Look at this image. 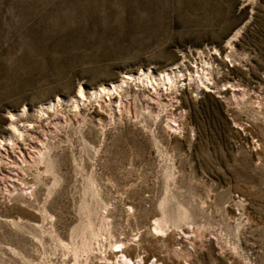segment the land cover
<instances>
[{
	"label": "rangeland",
	"instance_id": "1",
	"mask_svg": "<svg viewBox=\"0 0 264 264\" xmlns=\"http://www.w3.org/2000/svg\"><path fill=\"white\" fill-rule=\"evenodd\" d=\"M0 140V264H264V0H0Z\"/></svg>",
	"mask_w": 264,
	"mask_h": 264
},
{
	"label": "bare ground",
	"instance_id": "2",
	"mask_svg": "<svg viewBox=\"0 0 264 264\" xmlns=\"http://www.w3.org/2000/svg\"><path fill=\"white\" fill-rule=\"evenodd\" d=\"M202 69V71H204V70H206L207 69V67H204V68H201ZM174 70V68H172V69H170V72H172V76L169 74V72H162L161 74H160V76L158 77V78H154L153 79V81L152 80H150L149 82H150V85L151 86H153L154 84L157 86V84H158V82H161L162 84H165V85H168L169 87H175L174 85H175V83L177 82V80H176V77L175 76H178L179 75V73H178V75L177 74H175V72L173 71ZM195 71V70H194ZM207 71V70H206ZM209 71V70H208ZM208 71H207V73H208ZM196 72V75L195 76H198V78L199 79H201V76L197 73L198 71L196 70L195 71ZM206 73V74H207ZM140 75H142V73L140 74ZM140 75L138 76V77H135V76H131L130 74H127V75H125V77H122L123 78V80H121L120 82H115V83H112V84H110V85H108V86H101V88L100 89H97V90H92V95L94 96V97H96V96H98V97H100V94H102V93H105V94H113L114 92L115 93H118L117 92V88L119 89V88H121V83H125V80H127V79H131V80H134V78H135V80L134 81H136V79L137 80H141L142 78H140ZM180 75H182V74H180ZM194 75V74H193ZM208 75V74H207ZM146 77V76H145ZM147 78V77H146ZM191 74L190 73H188V81L189 80H191ZM202 78H203V76H202ZM179 80H181V79H179ZM193 80V79H192ZM202 80V79H201ZM211 80V79H210ZM143 81H145V80H143ZM164 81H166V82H164ZM203 81V80H202ZM190 82V81H189ZM205 82V81H204ZM203 82V83H204ZM142 83V82H141ZM179 83V82H178ZM140 84V83H139ZM191 84V83H190ZM123 85V84H122ZM126 85V84H125ZM205 85V84H204ZM125 91V90H124ZM120 93V92H119ZM114 97V96H113ZM121 97V96H120ZM75 98H76V103H77V101H79V100H83V98H85V94H84V92H83V89L81 88V87H79V89H78V91H77V94L75 95ZM112 98V97H111ZM58 101H59V99H58ZM51 105H53V104H51ZM51 105H50V107H51ZM75 107L77 108V104L75 105ZM38 112H41L42 113V108H40L39 110H38ZM13 116H10V119H9V126L11 127L10 129H8V134H9V138H8V141L10 142H14L13 141V139L14 138H16V137H21L22 138V131L19 129V127L17 126V124H15L14 122H13V118H12ZM36 118H38V116L36 117ZM24 132V131H23ZM0 143H1V140H0ZM42 155V154H41ZM42 159V158H41ZM43 160V159H42ZM1 162V161H0ZM32 192H34V191H32ZM31 192V194H33ZM92 225H93V223H92ZM89 227V226H88ZM95 229V228H94ZM97 231V230H96ZM100 232V231H99ZM98 232V233H99ZM97 234V233H96ZM103 234V233H102ZM101 234V235H102ZM170 234H171V232H170ZM175 234V233H174ZM91 235V234H90ZM95 235V234H94ZM146 235V234H145ZM159 235V234H158ZM97 236V235H96ZM167 236V235H166ZM170 236V235H169ZM98 237V236H97ZM174 237H175V235H174ZM94 238V237H93ZM162 238V237H161ZM156 239V236L154 237V239L153 240H155ZM160 239V238H159ZM169 240H170V238H168ZM82 240V239H81ZM80 240V241H81ZM93 240V239H92ZM153 240L152 239H150L149 241L151 242H153ZM176 240V239H175ZM85 241V240H84ZM147 241V240H146ZM174 241V240H173ZM60 242V241H59ZM67 243V242H66ZM86 243V242H85ZM84 243V244H85ZM91 243V242H90ZM121 243V242H120ZM141 243V242H140ZM149 243V242H148ZM154 244H155V242H153ZM158 243V242H157ZM161 243V242H160ZM173 244V243H172ZM89 245V244H88ZM91 245H92V243H91ZM90 245V246H91ZM135 245V244H134ZM61 246V245H60ZM67 246H69V244L67 245ZM120 246V245H119ZM122 246H124V245H122ZM139 246V245H138ZM138 246H134V247H132L133 249L136 247H138ZM173 246V245H172ZM177 246H179V245H177ZM69 247H71V246H69ZM74 247V246H73ZM139 247H141V245L139 246ZM138 247V248H139ZM145 247V246H144ZM144 247H142V249L144 248ZM159 247H160V245H159ZM123 248V247H122ZM136 248H135V250H136ZM153 248H155V247H153ZM152 248V246H151V249H153ZM160 248H162V247H160ZM180 248V247H179ZM68 249V248H67ZM73 249V248H72ZM88 249V248H87ZM150 249V248H149ZM150 249V250H151ZM157 249H158V247H157ZM181 249V248H180ZM81 250V249H80ZM144 250V249H143ZM146 250V249H145ZM153 250H155V249H153ZM166 250V249H165ZM164 250V251H165ZM169 250V249H168ZM178 250V249H177ZM177 250H175V251H177ZM75 251V250H74ZM73 250L71 251L72 253L74 252ZM79 251V250H78ZM89 251V250H88ZM149 251V250H148ZM148 251H147V253H148ZM152 251V250H151ZM151 251H149V252H151ZM163 251V252H164ZM181 250H179L178 252H180ZM77 252V251H76ZM159 252V251H158ZM160 252H162V251H160ZM159 252V253H160ZM168 252H170V250L168 251ZM78 253V252H77ZM109 254H108V256H107V260L106 261H104L103 263H99V260L98 259H96V260H98V262H95V264H113V262L112 261H114V260H112L111 262L109 261L110 259H112V258H114L115 256H117V254L119 253L120 255H121V257L123 256V257H125L124 259H127V260H131L130 258H129V256L130 255H132V250H131V252L130 251H127V250H124V248H123V250H115V251H110V252H108ZM137 253V252H136ZM136 253H134V254H136ZM142 253V252H141ZM144 253V252H143ZM167 253V252H166ZM166 253H165V255H166ZM173 253V252H172ZM175 254H176V252H174ZM140 254V253H139ZM150 254V253H149ZM148 254V255H149ZM152 254V253H151ZM151 254H150V256H151ZM162 253H160V256H162L161 255ZM180 254V253H179ZM94 255H96V254H94ZM137 256H138V254H136ZM142 255V254H141ZM154 255V254H153ZM152 255V256H153ZM159 255V254H158ZM164 255V254H163ZM177 255V254H176ZM76 256H77V254H76ZM81 256V255H80ZM94 257V256H93ZM122 257V258H123ZM133 257H136V256H133ZM144 257V256H143ZM155 257H157V256H155ZM167 257H168V255H167ZM182 257H183V255H182ZM116 258V257H115ZM158 258V257H157ZM156 258V259H157ZM162 258H164V257H162ZM174 258H176L175 256H174ZM180 258V257H179ZM102 259V258H101ZM103 259H105V257L103 258ZM102 259V260H103ZM133 259H135V258H133ZM146 259H149L148 258V256H146L145 257V260ZM159 259V258H158ZM144 260V259H143ZM161 259H159V261H160ZM171 260V259H170ZM101 261V260H100ZM119 261H120V259H119ZM133 261V260H132ZM148 262H149V260H147ZM163 261V260H162ZM161 261V262H162ZM175 261H176V259H175ZM158 262V261H157ZM156 262V263H157ZM163 262H166V261H163ZM182 262V261H181ZM180 262V263H181ZM133 263V262H132ZM159 263V262H158ZM176 263H177V261H176ZM114 264H116V263H114ZM161 264V263H160ZM170 264H171V262H170ZM182 264H183V262H182Z\"/></svg>",
	"mask_w": 264,
	"mask_h": 264
}]
</instances>
